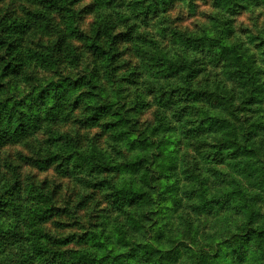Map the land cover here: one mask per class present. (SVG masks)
<instances>
[{"label": "trees", "instance_id": "obj_1", "mask_svg": "<svg viewBox=\"0 0 264 264\" xmlns=\"http://www.w3.org/2000/svg\"><path fill=\"white\" fill-rule=\"evenodd\" d=\"M76 1L79 0H53V6L62 11L60 15L65 24L54 48L62 46L61 53L65 49L67 56L73 58L70 60L38 50L47 48L42 47L43 44L36 48L24 44L21 47L13 38V34L18 33L22 37L32 26L40 28L43 25L39 10L28 12L25 23L11 26L9 21L0 20V106L13 102L22 103L26 108L17 114L20 122L14 127L12 139L6 137L4 141L22 140L31 133L24 122L25 117L37 130L44 119L52 121L48 125L55 124V119L60 120L69 107L78 109L80 103L91 110L82 121L88 125L99 124L105 131L113 130L107 126H118L124 128L123 133H128L131 126L128 122L138 115L139 109L130 113L120 108L121 101H125L128 95H123L124 84H117L110 71L104 69L105 62L113 60L114 52L109 42L101 40V31L89 43L88 52L96 61L89 71L80 76L70 72L61 74L56 82L58 85L52 89H49V84L41 86L40 80L28 83L42 69L63 70L65 62L73 65L82 58L76 53L75 46L66 43L67 38L77 33V16L75 18L72 7ZM97 1L100 9H107L116 0ZM172 1L175 0H151L143 8L147 15L156 13L159 8L164 9L162 26L167 33L161 30L160 38L153 36L152 32H139L136 37L128 33L120 36H127L130 49L141 55L140 64L148 70L141 75L140 82L145 85L139 92L135 91L133 104L147 108L158 103L154 114L163 116L160 124L168 125L172 118L190 124L186 129L181 128L186 137L196 141L200 148L210 145L209 153L214 149L215 157L222 155V160L229 159L232 189H223L227 199L218 198L223 191L205 193L200 189L199 194L205 199L197 197L198 201L192 202L197 213L208 207L219 208L221 214L215 212V216L224 223L223 234L212 232L214 224L204 227L201 223L189 222V219H184L182 224L174 217L175 228L181 236L173 233L171 217H166L164 223L161 217H157L160 224L151 228L153 224L143 223V219L150 220L148 213L151 210L140 211L146 203L144 192L134 189L135 196L127 194V202L112 203L122 214L114 230L103 225L102 230L82 235L85 236V247L76 252L60 250L56 246L67 245L72 239L71 235L55 238L42 228L51 209H37L33 205L31 212L35 217L31 218V213L28 216L24 214L28 206L14 202L0 212L3 214L0 218V264H175L181 250L167 248L166 242L180 237H184L182 240L185 242L189 234L191 241L187 245L190 243L202 248L187 247L186 255L190 258L195 255L196 260L185 264H264V26H243L239 22V17L246 11L255 20L260 14L264 20V0H212L214 14L209 19L205 18L198 31H169V25H175L169 14ZM62 42L63 45L58 44ZM36 86L41 87L32 91ZM67 86H73L77 93L71 103L65 105L67 92L64 89ZM157 95L160 96L157 98ZM82 97L87 99L81 101ZM47 100L51 104L45 106ZM89 101L95 104L91 106ZM12 117L14 115L7 118L9 124L14 122ZM156 135L147 134L143 140L149 138V144L158 142L160 137ZM69 145L75 147L71 142ZM141 149L147 151L145 147ZM128 162L136 171L144 170L141 168L144 162L142 156ZM119 169L125 168L120 166ZM151 176L150 173L145 177L143 175L140 181L145 185L151 181ZM197 177L198 187L204 186L201 175ZM159 187L154 184L156 191ZM179 187L176 182L168 188L160 187L159 192L173 193ZM123 189L119 188L115 194ZM163 194L151 198L149 204L163 211ZM147 195L153 196L150 192ZM49 197L52 200L51 195ZM142 228L152 230V235L142 238L138 234ZM199 231L205 234L200 242L193 236ZM16 247L22 248V253H17ZM172 247L180 249L174 244ZM227 248H232V251Z\"/></svg>", "mask_w": 264, "mask_h": 264}, {"label": "rangeland", "instance_id": "obj_2", "mask_svg": "<svg viewBox=\"0 0 264 264\" xmlns=\"http://www.w3.org/2000/svg\"><path fill=\"white\" fill-rule=\"evenodd\" d=\"M150 1L116 0L107 9H100L97 0H79L72 3L75 18L77 16V33L67 38L66 43L68 46H75L76 53L82 58L73 65L65 62L63 70L62 68L60 70L42 69L35 79L28 81L34 84L40 80L41 86L49 84V89H52L58 85L56 82L61 74L70 72L80 76L89 71L96 64L94 57L88 52L89 43L91 39L98 37L101 31V40L105 39L109 42L114 52L113 60L105 62L104 69L110 71L117 84L119 82L124 84L123 95H128L125 101H121L120 108L129 110L130 113L134 109H139L138 115L128 122L131 124L128 127V133H123L124 128L118 126H107L113 130L105 131L99 124H86L82 119L90 115L91 110L86 104L80 103L78 109L75 106L69 107L60 116V120L55 119V124L48 125L52 121L44 119L37 130L29 123V118L25 117L24 122L29 126L31 133L24 136L22 140L19 139L20 141H4L6 137L12 139L14 127L20 122L17 114L20 111L24 112L26 108L22 103L14 104L13 102L0 106V212L3 208L12 206L14 202H19L24 207L28 206L24 214L28 216L31 213V218L35 217V214L31 212L33 205L37 209L40 207L51 209L42 228L55 238L71 235L72 239L67 245L56 246L60 250L76 252L85 247L86 244L83 242L86 240L82 235L88 231L102 230L103 225L114 230L122 214L114 208L112 203L122 202V200L127 202V194L135 196L132 191L134 189L144 192L146 203L140 207V211L148 208L151 210L148 213L150 220L143 219V223L153 224L151 228L160 224L157 217H161L163 223L166 222V217H171L173 233L181 236L175 228L174 217L182 224L185 222L184 219H189V222L192 221L194 224L201 223L204 227H211L214 224L212 232L217 235L223 234L224 223L215 216V212L221 214L219 208L208 207L210 210L205 209L197 213L194 212L196 209L192 202H197V197L205 199L204 196H200V189L205 193L223 191L224 188L232 189V169L229 167L231 164L229 159L222 160V155L215 157L214 149L212 153H209L210 145L207 148H200L196 141L193 142L186 137L181 132V128L186 129L190 124L180 123L175 118H172L168 125L160 124L163 116L154 114L158 103L147 108L145 105L138 107L133 104L135 91L139 92L145 85L140 82L141 75L146 74L148 70L140 64L141 55L130 49L127 36H120L128 33L136 37L135 34L139 32L141 34L152 32L153 36L161 37L162 31L166 30L162 26L164 9L159 8L156 13L147 15L143 8ZM171 3L170 20L175 25L170 24L169 31H185V29L198 31L203 26L205 18L209 19L215 11L212 0H175ZM36 10L42 13L43 25L40 28L38 25L32 26L22 37L17 35L18 33L13 34V38L21 44V47L24 44L36 48L43 44L42 47L47 46V48L38 50L51 52L54 56L61 55L66 60L73 59L67 56L65 49L63 54L61 53L62 46L54 48L60 33L64 32L65 24L60 15L62 11L59 12L53 6V0H0V20L9 21L11 26L25 23L28 12ZM257 18L255 20L256 18L251 17L246 11L239 17V22L243 26L255 24L261 28L264 26L262 15L260 14ZM162 27L164 30L161 29ZM117 36L119 39L116 38ZM58 44L63 45V42ZM2 60H5V57H2ZM5 81L6 79L2 81V84ZM39 87H34L32 91ZM47 90L48 87L44 89L45 95ZM61 90L63 91L62 88ZM64 90L67 92L65 105H68L76 97L77 92L73 86H67ZM159 96L157 95V98ZM85 99L87 98H80L81 101ZM47 101L45 106L51 104L49 100ZM88 103L93 106L94 102ZM12 115H14V118L12 117L14 122L9 124L7 118ZM9 130L12 131L7 134ZM155 133H157L156 137H160V141H152L153 143L149 144L148 137V140H143L147 134ZM67 140L75 147H71ZM141 147L147 148V151ZM141 156L144 158L141 167L144 170L136 171L133 169V164L128 161L134 162ZM120 166L125 169H119ZM148 173L152 175L151 181L143 185L140 178ZM198 174L205 181L202 187H198ZM176 182L180 186L177 191L164 194L159 192L160 187L168 188ZM154 184L160 186L157 191L154 189ZM193 187L196 189H192ZM119 188L124 189L115 194ZM148 192L153 196H148ZM161 194L165 200L162 206L163 211L149 204L151 198ZM218 196L220 200L227 199L224 191ZM136 197H139L137 193ZM184 201L190 203H184ZM183 208L187 209L184 211ZM2 215L0 213V218ZM199 232L193 235L198 242L205 235L202 231ZM138 234L142 235V238L150 237L152 230L142 228ZM190 238L189 234V239L185 242L182 240L184 237L166 242L167 248L181 250L175 264H185L196 260L195 255L191 258L186 255V248L202 247L190 243L187 245ZM173 244L180 249L172 247ZM208 247L205 248L208 249ZM16 248L17 253L18 251L22 253V248ZM227 250L232 251V248ZM199 260L205 259L199 258Z\"/></svg>", "mask_w": 264, "mask_h": 264}]
</instances>
